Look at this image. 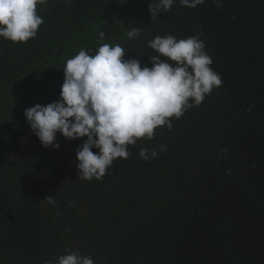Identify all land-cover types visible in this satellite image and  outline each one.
<instances>
[{"label":"crops","instance_id":"obj_1","mask_svg":"<svg viewBox=\"0 0 264 264\" xmlns=\"http://www.w3.org/2000/svg\"><path fill=\"white\" fill-rule=\"evenodd\" d=\"M223 86L181 118H170L171 131L158 127L152 140L138 139L128 159L117 158L100 181L78 177L75 154L86 137L56 135L59 148H40L38 140L28 143L24 154L8 157L0 166V264H56L66 249L90 256L95 264H160L157 252L179 234L176 221L189 215V207L178 211L167 194L172 171L155 178L156 169L175 170L167 166L169 159L183 153L217 157L226 149L231 173L219 164L213 182L231 215L227 226H217V235L234 239L226 245L243 264H264V94L243 107L238 119L237 104ZM158 144L167 150L150 162L140 159L142 148L151 151ZM49 195L55 205L44 200ZM187 230L193 238L199 235L197 245L206 252L210 229ZM218 244L214 239L215 254L206 260L234 264Z\"/></svg>","mask_w":264,"mask_h":264},{"label":"trees","instance_id":"obj_2","mask_svg":"<svg viewBox=\"0 0 264 264\" xmlns=\"http://www.w3.org/2000/svg\"><path fill=\"white\" fill-rule=\"evenodd\" d=\"M221 2L220 9L212 0H205L196 8L174 3L170 11L153 18L148 12L152 0H72L67 5L63 0H48L46 5H37L44 23L35 38L22 44L0 38V166L8 157L24 154L28 143L36 145L39 140L27 124L24 110L55 102L63 83L65 62L82 48L94 50L104 43L119 44L125 50L123 59L135 58L143 68L150 67V56L156 55L148 47V41L155 36L173 35L179 40L202 30L205 51L213 61L210 67L221 77L223 87L229 89L239 119L243 107L264 94V0ZM132 27L140 29L135 39L127 37ZM101 32L103 39L99 38ZM194 138L196 135L191 132V139ZM135 145H129L127 150ZM173 157L167 166L175 170L156 169L154 177L172 171L174 181L169 185L168 198L178 211L189 207V215L176 221L179 234L157 252V257H163L160 264H212L206 258L215 254L214 239L222 254L226 253L234 264H243L233 254V248L226 245L228 240L234 243V239L227 236L224 240L217 235L221 229L218 225L227 226L231 209L213 179L219 164L233 167L229 149L217 157L197 152ZM193 159L198 160L197 165ZM202 226L210 229L209 239H205L209 242L206 252L197 245L199 235L193 238L187 233L189 227L191 231ZM257 247L261 253L260 243Z\"/></svg>","mask_w":264,"mask_h":264},{"label":"clouds","instance_id":"obj_3","mask_svg":"<svg viewBox=\"0 0 264 264\" xmlns=\"http://www.w3.org/2000/svg\"><path fill=\"white\" fill-rule=\"evenodd\" d=\"M63 2L67 5L72 0ZM47 3L48 0H0V38L21 44L35 38L44 23L37 5ZM174 3L196 8L205 0H152L148 12L151 18L156 17L170 11ZM212 3L222 8L221 0ZM139 35L136 27L127 32L129 39ZM201 36L202 30L179 40L173 35L155 36L148 41L156 54L150 56V68H141L135 58L124 60L125 50L119 44L104 43L94 50L82 48L65 62L59 98L44 106L26 108V122L45 148L60 147L55 142L58 132L68 140L86 137L76 149L78 177L100 181L117 158L128 159L129 145H135L140 138L152 140L158 127L166 126L171 131L170 118H181L222 85L221 77L210 67L213 61ZM103 37L101 32L99 38ZM166 150L164 144L151 151L142 148L139 157L150 162L158 152ZM230 173L231 169H227L226 175ZM44 200L56 203L52 195ZM56 264L95 262L90 256L66 249Z\"/></svg>","mask_w":264,"mask_h":264}]
</instances>
